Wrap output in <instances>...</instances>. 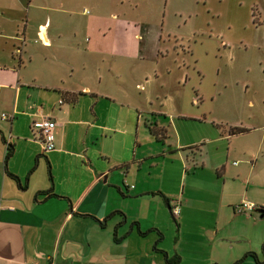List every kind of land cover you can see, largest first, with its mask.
Here are the masks:
<instances>
[{
  "label": "rangeland",
  "instance_id": "rangeland-1",
  "mask_svg": "<svg viewBox=\"0 0 264 264\" xmlns=\"http://www.w3.org/2000/svg\"><path fill=\"white\" fill-rule=\"evenodd\" d=\"M61 1L25 0L15 9V59L23 24L26 42L38 49L44 41L42 22L47 15L52 19L58 11L50 7ZM83 7L91 9L82 0L69 8L81 26L73 53L81 62L86 51L88 86L112 97L98 98L92 106L104 110L114 127L104 146L120 156L130 154L135 140L136 153L143 156L138 177L161 185L179 207L186 203L196 209L179 221L158 191L160 205L152 210L160 225L157 247L178 254L177 264L236 259L257 264L246 253L264 258V215L257 208L233 214L232 208L242 200L264 207V152L257 149H264V0H112L104 10L105 25L116 20L151 24L140 32L142 54L135 58L116 57L106 26L83 30L90 16ZM130 104L138 110V130ZM144 120L165 127L163 141L148 134ZM128 124L132 135L121 131ZM234 126L247 131L230 133ZM179 143L189 146L178 149ZM142 202L141 213L147 215L146 205L155 200L143 197ZM221 203L226 207L219 209Z\"/></svg>",
  "mask_w": 264,
  "mask_h": 264
},
{
  "label": "crops",
  "instance_id": "crops-1",
  "mask_svg": "<svg viewBox=\"0 0 264 264\" xmlns=\"http://www.w3.org/2000/svg\"><path fill=\"white\" fill-rule=\"evenodd\" d=\"M73 1L63 0L50 7L58 12L42 22L44 41L38 42V49H33L28 39L26 42L23 24L15 59L11 50L13 32L19 30L15 9L26 2L0 0V114L7 115L0 117V264H163L160 253L152 248L154 230L139 234L129 223L135 221L140 230L160 228L152 213L160 205L157 192H163L168 209L173 200L161 185L138 177L143 156L137 155L135 140L130 154L120 156L104 146L114 127L104 110L92 106L98 98L112 97L88 86L86 51L84 62L73 53L72 40L81 27L72 19L69 8ZM82 1L91 7L87 12L81 10L90 13L83 30L98 31L106 26L113 35L109 49L117 52L116 57H141L140 32L145 24H151L116 20L105 25L104 10L112 0ZM29 50L34 52L32 56ZM79 73L85 78L80 79ZM82 81L85 83L77 85ZM76 92L81 94L69 101L67 94ZM126 106L131 114L136 111V129L137 107ZM40 115L55 120L53 148L45 151L38 132L31 128L32 120ZM133 125L121 131L132 135ZM7 143L11 152L4 158ZM184 144L179 143L178 149L189 146ZM257 149L264 152L262 145ZM43 190L58 195L41 193ZM143 197L155 200L146 205L147 215L141 213ZM217 206L222 209L226 204ZM232 209L233 214L238 212L234 206ZM116 210L124 213V221ZM190 210L196 209L185 203L173 217L184 220ZM92 216L107 217L100 226ZM113 229L116 236L127 233L114 241ZM256 258L259 260L258 254Z\"/></svg>",
  "mask_w": 264,
  "mask_h": 264
},
{
  "label": "trees",
  "instance_id": "trees-1",
  "mask_svg": "<svg viewBox=\"0 0 264 264\" xmlns=\"http://www.w3.org/2000/svg\"><path fill=\"white\" fill-rule=\"evenodd\" d=\"M65 94V93H64ZM81 92H76V93H70V94H67L68 95V99L69 101L71 102H74L77 98L78 95H80ZM143 126L146 127L147 129V132L149 135H151L154 140L156 141H163L165 136H166V129L165 127L163 126H158L156 125V123L154 121H147V120H144L143 122ZM247 131V128L245 127H240V126H234V127H231L229 132L230 133H241V132H245ZM11 152V145L9 143H7V147H6V150H5V155H4V158H6ZM13 177H15L14 175H12ZM41 193H45V194H52V195H58V194H55L53 192H51V190H43L41 191ZM63 197V196H62ZM165 200L167 201V204L169 205V202H168V199L165 198ZM260 212L261 215H264V207L263 206H258L257 208ZM119 217L121 218V221H124L125 218H124V213L120 210H116L115 211ZM107 216L103 217V218H97L95 216H92V218L100 225L102 226L103 223H104V220L106 219ZM130 225H134L136 231L139 233V234H145L147 233L148 231L150 230H154L155 232V240L152 244V248L157 251L158 253H160L161 257H162V261H163V264H177L179 262V255L174 253V254H171L169 255L165 250L157 247V241L160 239L161 237V233L159 231V229L157 228H149V229H146V230H140L137 225H136V222L135 221H131L129 223ZM127 232H124L123 235H125ZM122 235V236H123ZM122 236H116L115 235V232H114V229H113V232H112V239L114 241H118ZM246 254H249L251 256L254 257L255 261L258 262V263H264V258L259 261L257 258H256V254L254 252H251L249 251L248 253ZM245 254V255H246ZM241 261V259H236L235 261H233L231 264H239ZM210 264H217L215 262H212Z\"/></svg>",
  "mask_w": 264,
  "mask_h": 264
},
{
  "label": "built area",
  "instance_id": "built-area-1",
  "mask_svg": "<svg viewBox=\"0 0 264 264\" xmlns=\"http://www.w3.org/2000/svg\"><path fill=\"white\" fill-rule=\"evenodd\" d=\"M84 12L88 10L86 8L82 9ZM114 16V15H113ZM58 101H61L59 99ZM0 117L2 119L6 118L7 115L5 113H1ZM55 125V120L49 115H40L35 118L31 122V128L38 132L39 140L41 142L42 149L49 150L53 148V127ZM257 206L250 201H240L239 203L234 205V208L238 212L249 213L251 210L255 209ZM169 209L171 211L172 216L176 217L179 212V205L177 201H173L170 204Z\"/></svg>",
  "mask_w": 264,
  "mask_h": 264
}]
</instances>
